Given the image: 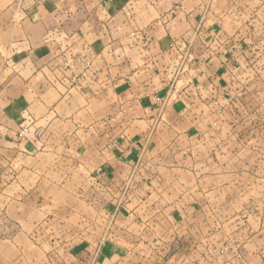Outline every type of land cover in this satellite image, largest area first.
Wrapping results in <instances>:
<instances>
[{"label": "crops", "instance_id": "obj_1", "mask_svg": "<svg viewBox=\"0 0 264 264\" xmlns=\"http://www.w3.org/2000/svg\"><path fill=\"white\" fill-rule=\"evenodd\" d=\"M259 40L264 0H0V264H99L97 215L124 219L121 241L134 248L147 244L126 237L146 225L158 230L160 218L171 222L160 229L167 248L173 218L189 230L201 216L196 223L207 228V198L233 205L240 196L219 197L222 186L264 163L255 148L204 144L228 137L218 130L227 120L231 129L264 106ZM230 87L245 95L224 108L221 91ZM261 211L229 231L216 218L210 231L245 234L254 261L264 254V241L255 244L264 236ZM81 234L92 243H74ZM121 241L114 247L123 249ZM106 246L112 254L110 239ZM109 255L102 264H116Z\"/></svg>", "mask_w": 264, "mask_h": 264}, {"label": "rangeland", "instance_id": "obj_2", "mask_svg": "<svg viewBox=\"0 0 264 264\" xmlns=\"http://www.w3.org/2000/svg\"><path fill=\"white\" fill-rule=\"evenodd\" d=\"M262 40L256 41L255 46L256 50H262L264 51V44H262ZM262 64V62H260ZM253 75V74H252ZM260 75L259 80L257 82L262 83L264 81V77ZM248 76H251L250 74ZM257 77V76H256ZM224 91L222 92V95H225L227 97L226 102L224 103V108H228L232 105V102L236 100H240L242 97H244V90L241 88L232 89L231 87L229 90L226 88H223ZM222 89V90H223ZM233 91V92H232ZM220 94V92H219ZM256 96H260V94H256ZM260 104V103H259ZM240 109H242L240 107ZM241 116V115H239ZM220 121L226 122V119H221L217 121V126H220ZM228 123L224 125L223 128H219L220 133H226L228 137H223L217 141H215L214 137H209L207 139V142H205V145L211 146V148H215V145H219L222 142V145L227 146H236V148H255L258 149V152H264V106H256L254 111L252 113H249L248 115H244L241 119L236 118L235 120V127L231 128L229 127L230 124H233L232 121L227 120ZM215 126V125H214ZM217 131V130H216ZM237 131L241 132L240 134V140H236V136L234 135ZM236 144V145H233ZM249 153H244L242 155V158ZM263 155V154H261ZM255 161H257L259 158L258 154H255ZM264 163L260 162V167H257L255 169H250L252 172L248 174H243L244 178L239 179L238 182L234 180L233 183L231 181L227 183L226 185H223L221 190L219 191L218 196L221 197L222 195L225 196L226 194L231 195V193H234L235 200L236 196H240L239 200H236L233 202V205L231 204V200H224L225 197H222L221 205H219V200H213L212 195L208 197L207 199H210L211 202L208 203L209 209H212V213L209 212L208 208H206L207 217L209 220L206 222L207 228L200 227L197 222L198 218H201V216H198L196 220L193 218L191 219V228L188 230V221L185 220V222H180L181 220H177V218H173L176 224L175 226V239L172 240V247L167 248L166 244L168 243V240L165 238L162 239L163 235H161V228H167L171 222L169 220H164L163 218L158 219L156 222L160 226L158 227V230L148 229L146 223L148 220L146 218H143V223L146 225V227L142 228L141 234L136 235L137 238H135L134 235H131V237H126V243L127 242H137L139 244L145 243L146 246H151V248H148L146 246H138L137 248L132 247L131 245H125L123 244V241H121V236L119 235V229H123L124 219H118L115 217L110 216H95L93 218L94 222V235L97 236V238L101 239V242L96 243L95 249L93 251V256H95V262H98L99 264H102V258L109 255V252L107 249H105L106 243L109 241L112 244V254L111 258L114 259L112 261L116 264H136L134 263L136 260L138 263L137 257H142L144 260L145 258L148 260H151L152 263H146V264H166V258H170L171 256H174V259L170 260L167 264H182L179 263V258L183 257V255L190 256L191 258L197 259L195 262L197 264H264V254L260 253V255L257 253L254 261L251 260L250 254L248 256L246 252V248H243V243L246 241V235L241 233H227L224 231L220 235H214V232L211 233L210 229L216 228V220H218L221 224L226 223L228 225V231L230 230L231 225H236L238 222H240L243 226H245L248 221L251 223L253 221V218H249V215L252 214V211L258 212L264 210V173L262 171V165ZM242 170V167L241 169ZM242 175V176H243ZM248 182H250L248 184ZM197 192V191H196ZM192 195V202L191 206L192 208L196 209L198 206L197 201L198 195L194 194ZM96 196V195H95ZM97 204H94V207L96 211H101L102 208H104L102 197H97ZM196 201V203H195ZM92 202V201H91ZM216 202V203H215ZM92 206V204H91ZM234 206V207H233ZM232 209H239L241 212L243 211V215L239 218H234V221H230L229 218L232 212ZM261 211V212H262ZM217 214L219 217H214L212 215ZM217 218V219H216ZM92 217L89 218L91 220ZM131 223L129 226L134 227L136 218L131 217ZM140 219V218H139ZM216 219V220H215ZM190 221V220H189ZM87 220L86 218H80L79 224L80 229H85L87 227L86 225ZM204 223V222H203ZM204 228V229H203ZM200 229V230H199ZM188 230L190 233V236L188 239H185V236L187 234L181 233V231ZM204 230V231H202ZM154 232L155 234H151ZM179 231V232H178ZM140 232V231H139ZM105 234V235H104ZM91 235V233H88V236ZM85 238L87 237V234H81L75 242H89L91 244L92 242L86 241ZM118 240L121 241V244L123 246V249L119 247H114L116 244L117 246H120L117 242ZM130 240V241H129ZM159 241V242H158ZM171 241V240H170ZM169 241V243H170ZM193 241H197L196 246L190 245L189 242L193 243ZM222 242L221 246V254L218 252V247L215 246V243L218 244ZM264 241V236H256L255 244H261L259 242ZM117 242V243H116ZM152 242V243H150ZM203 244L201 247L197 246V244ZM105 244V245H104ZM238 244H240L238 246ZM129 248L131 250H126L124 248ZM156 246V247H155ZM108 247V246H106ZM109 249V248H108ZM217 250V253H216ZM220 250V249H219ZM127 251V253H125ZM64 255V252L62 253V256ZM126 257V258H122ZM152 257V258H151ZM117 259V260H116ZM165 260V261H164ZM174 260V261H173ZM121 263H118V262ZM145 262V261H144Z\"/></svg>", "mask_w": 264, "mask_h": 264}, {"label": "built area", "instance_id": "obj_3", "mask_svg": "<svg viewBox=\"0 0 264 264\" xmlns=\"http://www.w3.org/2000/svg\"><path fill=\"white\" fill-rule=\"evenodd\" d=\"M25 133V131H22V135Z\"/></svg>", "mask_w": 264, "mask_h": 264}]
</instances>
